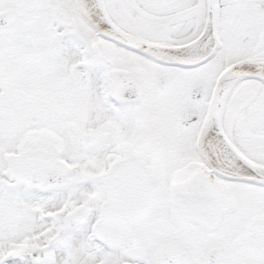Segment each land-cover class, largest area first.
<instances>
[{"label": "snow or ice", "instance_id": "snow-or-ice-1", "mask_svg": "<svg viewBox=\"0 0 264 264\" xmlns=\"http://www.w3.org/2000/svg\"><path fill=\"white\" fill-rule=\"evenodd\" d=\"M0 264H264V0H0Z\"/></svg>", "mask_w": 264, "mask_h": 264}]
</instances>
